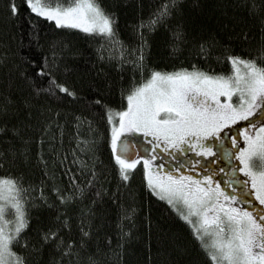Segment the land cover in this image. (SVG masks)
Returning a JSON list of instances; mask_svg holds the SVG:
<instances>
[{"label": "snow or ice", "instance_id": "6c2138e0", "mask_svg": "<svg viewBox=\"0 0 264 264\" xmlns=\"http://www.w3.org/2000/svg\"><path fill=\"white\" fill-rule=\"evenodd\" d=\"M217 7L223 19L216 23L230 29L228 43L213 31L202 35L205 22L186 17L182 0H160L139 15L130 25L137 39L129 42L103 0H0V264H41L45 249V264H123L139 211L131 190L137 173L190 230L191 245L157 226L160 264H264V0H217ZM42 19L57 32L88 34L98 60L131 67L128 82L98 70L79 86L70 83V43L55 34L42 42ZM160 27L170 30V56L187 51L227 69L154 65L150 34ZM69 117L78 166L73 172L65 165L69 180L62 183L56 170L68 159ZM33 158L39 181L17 167ZM109 172L116 180L111 192L100 182ZM105 195L118 209V230L115 243L105 234L101 244L96 205ZM40 209L50 211L46 221L34 216ZM144 221L151 264L150 212Z\"/></svg>", "mask_w": 264, "mask_h": 264}, {"label": "trees", "instance_id": "16d2710c", "mask_svg": "<svg viewBox=\"0 0 264 264\" xmlns=\"http://www.w3.org/2000/svg\"><path fill=\"white\" fill-rule=\"evenodd\" d=\"M51 3H63L64 0H50ZM105 6L116 11L119 15V29L121 39L129 42L136 41V37L132 35L130 25L135 23L139 15L147 16L148 13L160 3V0H103ZM183 14L191 19L205 22L208 31L202 33L207 37L209 31H213L216 35L225 43H228V35L230 29L222 30L219 24L216 23L217 19H223L221 11L217 7V0H182ZM251 25V22H249ZM253 31L255 26L252 25ZM41 37L42 42H47L51 37L55 35H63L70 43V49L65 54V61L71 69L67 73L66 79L70 83H75L78 86L81 83L87 82L89 79L95 78L98 70H103L111 77L113 81H117L118 75L123 76L124 82L127 83L132 75V69L130 66H126L123 71L117 69L114 63H106L97 59L96 42L90 40L88 34L83 33L78 29H68L65 32H57L54 22L43 20L41 21ZM170 30L168 28L160 27L155 32L150 34V57L151 63L158 67H163L171 70L173 66H180L183 63L187 66L190 62H194L199 66L205 68L215 69L216 71H225L227 65L218 64L215 58L208 61H204L202 58L189 56L187 51L183 52L178 58L170 56ZM234 47L237 51H240L243 45L239 42H234ZM77 49L78 54L72 55L71 50ZM5 87L4 70L0 69V89ZM116 91L115 99L119 100L118 90ZM79 107V105H74ZM63 119V117H61ZM100 128L104 130L103 121L100 122ZM73 132V124L69 117V123L65 126L64 133V152L67 154L68 159L64 164L57 166L56 178L62 183H67L69 177L64 173L63 169L65 165H68L73 172H75L78 165L72 164V152L69 150L71 147H75V141L71 138ZM35 150V145H33ZM100 159L104 161L105 165L108 163V152L105 148H101L99 153ZM100 167V165H97ZM21 172L25 173L26 178L31 181H39L42 179V172L40 166L36 165L35 159L31 163L25 162L24 164L17 166ZM2 174V170H0ZM81 181L84 180L83 176H79ZM109 178H101V183L109 191H114L116 188L115 175L112 172L108 174ZM48 184L53 183L52 180H47ZM132 192L135 194L134 199L139 211L135 222V228L133 230V238L125 245V253L123 264H145L148 256L146 247L147 230L144 221L145 213L150 212L153 220V245H152V257L151 264H160L161 258L155 255L156 244L155 236L157 234V226L168 232L176 233L181 239L188 241L191 245V234L189 227L174 213L169 211V206L164 201H160L155 196L151 195L141 184V176L137 173L136 179L132 182ZM127 203H131V199L125 195L124 197ZM99 215L96 218L95 226H98L96 235L99 236L100 243L103 244L105 234L111 235L113 243L116 241V235L118 230V209L116 204L109 199L108 195H105L102 203L96 205ZM50 211L48 209H40L34 212V216L39 217L40 221H46ZM37 220H33V224H37ZM50 258L48 249H45L41 264ZM183 264V262H182Z\"/></svg>", "mask_w": 264, "mask_h": 264}, {"label": "rangeland", "instance_id": "374dc122", "mask_svg": "<svg viewBox=\"0 0 264 264\" xmlns=\"http://www.w3.org/2000/svg\"><path fill=\"white\" fill-rule=\"evenodd\" d=\"M190 155H191V153H190Z\"/></svg>", "mask_w": 264, "mask_h": 264}, {"label": "flooded vegetation", "instance_id": "af4514ba", "mask_svg": "<svg viewBox=\"0 0 264 264\" xmlns=\"http://www.w3.org/2000/svg\"><path fill=\"white\" fill-rule=\"evenodd\" d=\"M192 155V154H191Z\"/></svg>", "mask_w": 264, "mask_h": 264}]
</instances>
